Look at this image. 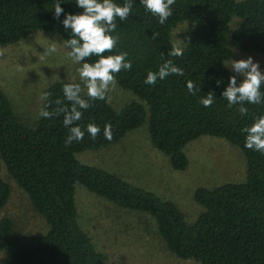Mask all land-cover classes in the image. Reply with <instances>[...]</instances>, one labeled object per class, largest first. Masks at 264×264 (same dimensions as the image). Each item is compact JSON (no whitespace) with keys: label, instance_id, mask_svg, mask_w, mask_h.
<instances>
[{"label":"trees","instance_id":"obj_1","mask_svg":"<svg viewBox=\"0 0 264 264\" xmlns=\"http://www.w3.org/2000/svg\"><path fill=\"white\" fill-rule=\"evenodd\" d=\"M57 0H0V46L16 43L31 31H47L66 42L71 29H65V14H80L83 9L75 0H60L64 13L54 19ZM123 5L124 0H114ZM133 10L126 21L117 19L113 35L118 45L104 55L126 52L132 67L116 74L117 84L144 101L131 102L116 110L108 97L89 100L79 125L84 131L81 141L66 145L69 128L64 115L39 117L32 127L17 118L10 101L0 90V160L27 195L36 214L48 228L42 235L12 236L14 223L0 219V254L5 264H104L90 237L81 228L75 207V189L87 191L116 206L148 213L156 223L159 238L178 260L190 259L196 264H264V153L245 147V127L264 115V103L245 104V115L239 105L229 108L221 97L229 77L236 73L223 63L232 48L264 55V0H175L172 16L161 25L140 0H132ZM233 17L239 20L231 27ZM192 24L183 55L171 57L170 33L176 23ZM67 48V47H66ZM70 51L69 48H67ZM97 56L87 61L94 63ZM171 59L183 75H169L155 85L145 84L147 74L158 71ZM238 81L241 79L237 77ZM194 84L195 94L187 89ZM217 81L220 84L217 85ZM70 81L51 84L42 108L55 111L64 101L63 87ZM215 94L214 103L204 107L200 100ZM264 93V83L261 85ZM87 99V95L81 94ZM148 120L152 145L169 157L175 170H184L188 159L184 146L200 136L224 138L244 155L246 179L213 188L199 187L194 200L202 211L192 224L170 201L132 185L106 170L82 163L76 154L118 142L125 134ZM100 132L91 138L87 125ZM105 125H111L113 139L104 137ZM10 196L8 183L0 177V208ZM45 230V228H44Z\"/></svg>","mask_w":264,"mask_h":264},{"label":"rangeland","instance_id":"obj_2","mask_svg":"<svg viewBox=\"0 0 264 264\" xmlns=\"http://www.w3.org/2000/svg\"><path fill=\"white\" fill-rule=\"evenodd\" d=\"M238 20L233 17L231 27ZM191 26L187 21L176 23L170 33L172 47L176 45L182 49L185 46ZM52 44L57 51L47 54L46 49ZM0 49L4 50V56L0 57V90L23 125L32 127L42 109L44 100L40 99L41 94L55 82L80 83L81 94L86 95L87 89L78 72L81 64L74 63L68 56L64 40L57 35L35 30L16 43L0 46ZM249 56L259 62L264 72V55L236 48H232V55L223 66L229 65L231 59H247ZM106 96L117 111L131 102L146 107L144 101L117 83ZM183 152L188 159L187 167L173 169L169 157L152 145L146 118L141 126L127 132L118 142L77 153L76 158L172 202L183 214L185 222L192 224L202 211L194 200L195 190L244 182L246 165L241 150L224 138L200 136L188 142ZM0 177L10 187L9 199L0 208V219L13 221L12 236L44 234L47 223L35 213L16 181L6 174L1 160ZM74 197L78 222L102 253L104 264H196L190 259L178 260L167 250L158 236L154 219L148 213L120 208L80 185L76 187ZM0 264H5L1 254Z\"/></svg>","mask_w":264,"mask_h":264},{"label":"clouds","instance_id":"obj_3","mask_svg":"<svg viewBox=\"0 0 264 264\" xmlns=\"http://www.w3.org/2000/svg\"><path fill=\"white\" fill-rule=\"evenodd\" d=\"M76 5L83 9L80 14H65L62 23L64 28L71 29V38L65 42V47L70 51L68 56L74 63L81 64L78 68L80 80L87 89V99L83 98L82 87L80 83H66L63 87L64 99L71 105L69 108L64 101L57 100L56 104L61 105L55 111H47L46 107L42 108L39 115L44 118H51L53 115L63 113V124L65 127L73 125L82 119L84 110L90 107L89 100H105L106 94L110 88H114L116 74L128 71L132 67L131 61L127 60V53L107 55L105 52H112L118 45L119 37L113 35L117 28V19L126 21L133 10L132 0H124L123 5H118L114 0H75ZM62 2L57 0L54 6V19H59L64 9L60 6ZM145 9L159 19V23L163 25L170 16H172V8L175 0H140ZM57 51L55 44L46 49L47 54ZM171 57H179L183 55V50L173 45L168 52ZM4 56V50L0 49V57ZM91 56H97L98 59L94 63L85 62ZM236 75L229 77L226 89L221 93V97L227 100L229 108L239 105L238 111L241 115L249 112L245 104H261L264 103V93L261 92V85L264 83V72L261 71L259 62H254L249 56L247 59L233 60L229 65ZM183 75V70L177 67L171 59L163 63L158 71L149 72L144 81L145 84L155 85L157 80H163L169 75ZM237 77L241 79L238 81ZM220 81H217V85ZM189 92L195 94L194 84L191 80L187 82ZM50 93H42L40 99L46 100ZM215 100L213 92L207 93L205 98H201L200 103L204 107H210ZM69 128V127H68ZM243 131L247 134L245 138V147L264 153V115L258 117L251 126L245 127ZM87 132L91 138L100 132L98 126L94 124L87 125ZM84 137L79 125L69 128V135L65 141L66 145H70L74 140L79 142ZM104 137L111 141L113 132L111 125H105Z\"/></svg>","mask_w":264,"mask_h":264}]
</instances>
